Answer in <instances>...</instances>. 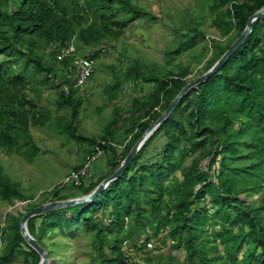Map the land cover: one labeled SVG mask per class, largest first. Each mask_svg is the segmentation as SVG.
Returning <instances> with one entry per match:
<instances>
[{"label":"trees","instance_id":"obj_1","mask_svg":"<svg viewBox=\"0 0 264 264\" xmlns=\"http://www.w3.org/2000/svg\"><path fill=\"white\" fill-rule=\"evenodd\" d=\"M211 2L212 10L227 17L226 34L225 40H210L213 50L202 74L264 8V0ZM146 15L158 19L135 0H0V151L37 153L31 128L51 124L52 113L32 94L36 78L30 67L42 73L43 83L52 78L61 81L64 75L74 83V57L59 60L63 49L74 42L76 55L95 59L105 44L118 43L129 25ZM202 36L204 31L190 29L172 53L180 55ZM138 62L126 71L127 79L153 84L150 98H135L133 110L116 107L106 134L91 138L92 153L100 146L109 170L95 179L87 177L82 185L52 190L47 202L91 194L118 170L192 74L189 67L160 73ZM61 92V103L73 111L64 130L81 142L84 136L77 132L76 119L82 103L67 84ZM133 113L138 118L127 125L121 141L127 143L119 149L115 146L118 133ZM161 134L167 136L166 144L155 161L147 160L150 144ZM188 157H192L190 164ZM203 160H208L207 170L201 168ZM0 185V194L12 204L15 198L34 199L23 195L2 172ZM64 187L69 191L61 194ZM38 205L33 203L28 210ZM7 217L0 231L4 242L0 264H11L18 256L23 257V264H39L40 254L20 229L23 214ZM27 225L48 254L47 264H73L65 253L57 256L72 245L50 239L66 234L75 237L81 230L92 237L95 264H264V16L253 23L251 35L223 67L183 97L131 165L100 195L34 216ZM137 253L142 254L140 261L132 256ZM54 258L60 261L55 263Z\"/></svg>","mask_w":264,"mask_h":264},{"label":"rangeland","instance_id":"obj_2","mask_svg":"<svg viewBox=\"0 0 264 264\" xmlns=\"http://www.w3.org/2000/svg\"><path fill=\"white\" fill-rule=\"evenodd\" d=\"M135 2L156 14L158 19L143 16L129 25L118 43L105 44L106 49L101 56L94 59L95 72L87 87L75 88L67 75L62 76L61 81L52 78L43 83L42 73L30 67L29 71L34 73L36 78L32 94L40 103L46 105L53 118L51 124L46 127L31 128L39 148L37 153L25 149H16L13 153L0 151V172L9 176L11 183L15 184L23 195L34 196V199L29 201L15 198L12 204L7 197L0 194V231L8 223L7 216L24 214L33 203H50L46 199L50 197L51 191L60 188L63 179L77 166L83 167L87 158L92 155L94 145L91 138L99 139L106 134L108 124L115 117L116 107L121 111L133 110L132 103L135 98L139 101L150 98L153 84L127 79L126 71L132 64L139 61V64L148 65L160 73L179 72L182 67H189L192 74L187 80L191 82L204 71L206 57L210 56L213 50L210 40L222 39L226 34L224 31L227 17L220 15L217 9L212 10L211 0ZM190 29L204 31L205 37H199L194 46L180 55L173 54L172 52L183 43V35ZM65 84L73 88L74 98L82 103L78 106L80 109L76 119L77 132L86 139L81 142L64 130L73 112L69 105L60 101ZM136 118L138 113H133L128 123L122 126L125 128L118 133V144L124 140L127 128L133 125L132 120ZM166 142L165 134L158 136L150 144L146 159L155 161ZM106 157V154H102L92 162L88 180L95 179L109 170ZM191 160L192 157H188L186 163L190 164ZM201 168L208 169V160L202 161ZM68 191L67 187L61 188V194ZM242 198L245 199V195ZM56 240H64L72 245V248H64L57 256L65 253L73 264H95L91 260L93 245L88 232L81 230L75 237L66 234L50 239ZM47 244H50L49 241ZM3 246L4 242L0 236V251ZM129 249L132 253L137 252L131 247ZM141 255L137 253L132 256L140 261ZM23 261V257L18 256L11 264H23ZM54 261L58 263L60 260L54 258Z\"/></svg>","mask_w":264,"mask_h":264},{"label":"water","instance_id":"obj_3","mask_svg":"<svg viewBox=\"0 0 264 264\" xmlns=\"http://www.w3.org/2000/svg\"><path fill=\"white\" fill-rule=\"evenodd\" d=\"M264 16V8L254 14L248 21V26L244 30V32L239 36V38L232 44L229 50L218 60V62L206 73L202 74L195 80L188 82L177 95V97L173 100L170 106L166 109V111L159 117V119L152 124L141 136V138L136 142V144L131 149L128 156L122 162L121 166L116 170L112 175L104 179L97 188L89 195L74 199L61 200V201H53L47 204H43L37 206L29 211H24L23 217L20 222V229L25 237L26 241L29 245L35 249L41 256V261L39 264H47L48 263V254L44 250V248L36 241L34 237H32L28 230V221L30 218L44 214L50 211H54L57 209L70 207L73 205L85 203L93 200L96 196L100 195L103 190H105L114 180L119 178L125 170L131 165L134 161L135 157L139 153L140 149L143 147L145 142L150 138V136L154 133V131L165 121L168 115L173 111L174 108L180 103L183 97L195 87H198L201 83L208 80L210 77L215 75L223 65L228 61V59L238 50V48L247 40V38L251 35L253 31V23Z\"/></svg>","mask_w":264,"mask_h":264},{"label":"built area","instance_id":"obj_4","mask_svg":"<svg viewBox=\"0 0 264 264\" xmlns=\"http://www.w3.org/2000/svg\"><path fill=\"white\" fill-rule=\"evenodd\" d=\"M67 56H73V64H74V71H75V80H74V86L76 88H85L87 87L88 83L91 81V78L94 75L95 72V61L92 57H85L76 55V46L74 42H71V44L62 50L60 54L58 55V59L62 60L63 58ZM66 91H69V89L66 87ZM127 142L116 144L119 149H123L125 147ZM104 151L101 149L100 146L96 147V151L92 153L91 156L87 158L86 164L76 170H73L66 178L63 179V181L60 184V187L62 186H68V185H75L79 186L82 185L84 180L89 177L90 174V168L92 165V162L98 159ZM125 244H127L125 242ZM150 248H153L154 245L152 243L149 244Z\"/></svg>","mask_w":264,"mask_h":264}]
</instances>
